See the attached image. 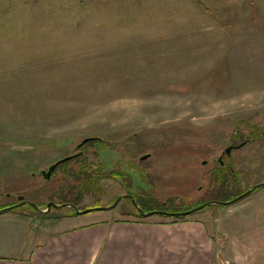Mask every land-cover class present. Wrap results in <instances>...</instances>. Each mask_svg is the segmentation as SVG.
<instances>
[{"label": "rangeland", "instance_id": "rangeland-1", "mask_svg": "<svg viewBox=\"0 0 264 264\" xmlns=\"http://www.w3.org/2000/svg\"><path fill=\"white\" fill-rule=\"evenodd\" d=\"M74 155L88 175L104 163L103 191L78 204L65 197L78 181L42 173ZM220 157L238 184L218 183ZM261 183L264 0H0V256L11 244L22 257V237L38 243L74 215L138 219L130 196L178 213ZM21 195L44 211L9 208ZM192 215L216 238V264H264V186Z\"/></svg>", "mask_w": 264, "mask_h": 264}, {"label": "crops", "instance_id": "crops-1", "mask_svg": "<svg viewBox=\"0 0 264 264\" xmlns=\"http://www.w3.org/2000/svg\"><path fill=\"white\" fill-rule=\"evenodd\" d=\"M78 216L38 243L22 237V257L9 255L11 244L2 248L0 264H216V238L201 218L85 222Z\"/></svg>", "mask_w": 264, "mask_h": 264}, {"label": "trees", "instance_id": "trees-1", "mask_svg": "<svg viewBox=\"0 0 264 264\" xmlns=\"http://www.w3.org/2000/svg\"><path fill=\"white\" fill-rule=\"evenodd\" d=\"M260 137V135H259ZM238 138V136H234V139ZM82 154H84V152H82ZM81 154V155H82ZM78 165H77V170L75 172V169L72 170H67V166L70 164L69 161L62 163L59 165V167L57 169H62L65 175V179L66 181H69V179H73L74 181H78L79 183L77 185H72L70 187V195H66V198H72L71 202H74L76 204H78L80 202V200H82L83 195L85 193H88L90 191H94L97 194V191H103V189L100 187V183H99V176H101L103 170H104V163L102 164V162L99 163H95V165L93 166L94 171H92L94 174L88 175L89 170H91L89 168V162L87 159H79V157L77 158H73L72 161H77ZM71 162V161H70ZM233 167L230 165H226V167H222L221 164L219 165V167L217 168V170H215V177L218 181V183H224L226 180H232L235 184H238V181L235 180V173H234V169ZM234 177V178H233ZM262 186H259L258 188H256L254 191L260 189ZM238 189H235V194H232V198H224L223 201H231L234 198L238 197L239 195H241L242 193L246 192L247 190H245L242 193H237ZM232 193V192H231ZM229 193V195L231 194ZM226 197V196H225ZM146 200V199H145ZM160 207L163 208L165 206L168 205V202L166 201V203H160ZM211 205H207L204 209L210 207ZM10 207V206H9ZM8 208V206H4L0 208V213L1 212H5L6 209ZM203 209V210H204ZM37 211V210H36ZM146 211V210H145ZM73 214H76L75 211L73 212ZM137 216L138 217H142L139 213V210L137 209ZM169 217V216H168ZM172 218H175L176 220H181V219H185L187 218V216H170Z\"/></svg>", "mask_w": 264, "mask_h": 264}, {"label": "water", "instance_id": "water-1", "mask_svg": "<svg viewBox=\"0 0 264 264\" xmlns=\"http://www.w3.org/2000/svg\"><path fill=\"white\" fill-rule=\"evenodd\" d=\"M91 140H94V138H93V137H91V138H85V139L83 140V142H81V143L79 144L78 147H79V148L82 147L84 144H86L87 142H89V141H91ZM243 145H245L244 142L241 143V144H239V145H237V146H232V145H231V146L227 147L226 150H225V152H224V155H230V153H231V151H232L233 149L240 148V147H242ZM76 156H77V155H74V156H68V157H65V158H63V159L57 161L56 163H54V164H52V165L50 166V168L48 169V171H43V172H42L43 175H44L47 179H50L51 176H52V174L56 171V169L59 167L60 164L65 163V162H67V161H70L71 159H73V158L76 157ZM149 156H150V155H145V156L142 157V159H146V158H148ZM220 160L222 161V160H223V157H220ZM259 186H264V183H261V184H258V185H254L251 189H249L248 191L242 193L241 195H239L238 197L234 198V199L231 200V201H213V202H211V203H204V204H202V205H200V206H198V207H196V208H194V209H191V210H189V211L178 212V213H169V212H165V211H151V212H145L142 208H140V207L136 204V202H135V200H134V197H133V196H130V197H131V199L133 200V203H134V204L136 205V207L139 209V213H140V215H141L142 217H150V216H154V215H163V216H190V215H192L193 213H195V212H197V211H200V210L204 209L207 205H212V204H223V205H225V206L232 205V204H234V203H236V202H238V201H240V200L246 198V197L249 196L250 194H252V193L254 192V190H255L256 188H258ZM121 199H122V197L118 199L117 203H118ZM19 200H20L19 203L15 204V205H12V206H10L9 208H18V207H20V206H22V205L30 204L31 206H33V207H34L35 209H37L38 211H44V210H41L40 207H39L37 204H35V203H33V202H30V201H27L23 195H21V196L19 197ZM64 205H66V206H70V207H73V208L75 209V211H76V214H86V213H88L89 211L94 210V209H107L106 207H98V208H94V209L91 208V209H86V210H79V208H78L76 205H74V204H63V205H58V204H56V203H54V202H50V203L48 204V209L45 210V211L50 210L53 206H54V207H61V206H64ZM113 207H114V206H113Z\"/></svg>", "mask_w": 264, "mask_h": 264}, {"label": "flooded vegetation", "instance_id": "flooded-vegetation-1", "mask_svg": "<svg viewBox=\"0 0 264 264\" xmlns=\"http://www.w3.org/2000/svg\"><path fill=\"white\" fill-rule=\"evenodd\" d=\"M223 161H225V160L223 159ZM223 161L220 160L219 163L221 164V162H222L221 166H222V167H226V164H223ZM232 170H233V169H232Z\"/></svg>", "mask_w": 264, "mask_h": 264}]
</instances>
